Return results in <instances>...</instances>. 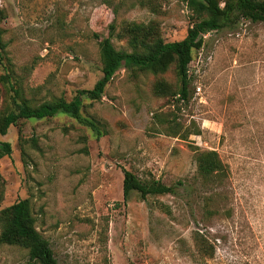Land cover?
<instances>
[{"label": "rangeland", "instance_id": "rangeland-1", "mask_svg": "<svg viewBox=\"0 0 264 264\" xmlns=\"http://www.w3.org/2000/svg\"><path fill=\"white\" fill-rule=\"evenodd\" d=\"M0 17V118L14 100L36 107L93 89L103 67L94 35L111 24L114 47L131 52L133 26L177 42L195 21L186 0H0ZM189 76L185 102L173 96L174 66L123 68L100 101H83L92 127L60 113L0 136L13 150L0 160V235L2 211L28 200L58 264H264V23L207 34ZM197 149L219 154L222 180L199 176ZM124 169L176 193L132 192L125 204ZM0 264H29L28 251L0 245Z\"/></svg>", "mask_w": 264, "mask_h": 264}, {"label": "trees", "instance_id": "trees-1", "mask_svg": "<svg viewBox=\"0 0 264 264\" xmlns=\"http://www.w3.org/2000/svg\"><path fill=\"white\" fill-rule=\"evenodd\" d=\"M195 17L192 27L185 39L177 42H165L154 30L148 31L141 26H133V36L129 38L131 52L117 50L112 38L116 26L111 24L108 37L101 38L95 34L99 42L102 61V77L91 90L79 91L71 100L54 99L33 107L29 103L14 100L15 108L0 118V136L8 134L12 126L21 120H45L54 118L60 113L68 114L78 122L92 127L93 124L81 116L83 101H100L106 87L111 83L117 72L123 68H136L141 73L153 75L165 74L172 66L180 82V87L173 96L179 101H188L190 97L191 79L189 76L193 53L204 46V37L211 33L238 26L242 21L253 24L264 23V0H186ZM0 17V21H1ZM143 33L145 39L140 40ZM0 30V53L5 51ZM159 92L167 91V85L160 82L156 85ZM18 96V92H16ZM176 135V134H175ZM12 146L9 142H0V160L11 157ZM197 172L205 180H222L227 174V166L216 151L196 150ZM123 199L126 204L132 192H137L142 201L148 197L173 195L175 186H167L160 181L143 182L131 171L123 170ZM2 216L5 227L0 235V245L19 246L28 251L29 264H58L50 243L38 232L28 200H22L4 209ZM196 241L201 253L211 257L212 251L205 239L197 235Z\"/></svg>", "mask_w": 264, "mask_h": 264}]
</instances>
